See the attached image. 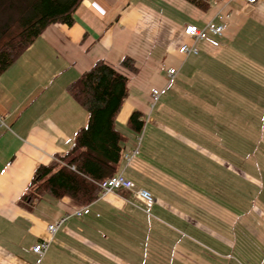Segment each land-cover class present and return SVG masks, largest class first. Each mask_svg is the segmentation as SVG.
I'll use <instances>...</instances> for the list:
<instances>
[{
	"label": "crops",
	"instance_id": "crops-1",
	"mask_svg": "<svg viewBox=\"0 0 264 264\" xmlns=\"http://www.w3.org/2000/svg\"><path fill=\"white\" fill-rule=\"evenodd\" d=\"M210 21L224 24L220 43L180 52L194 42L185 25ZM125 57L136 72L120 65ZM100 60L128 77L116 175L151 191L154 205L143 209L126 189L100 194L80 216L68 196L22 200L36 169L87 125L68 87ZM0 111V264H261L264 0H211L208 10L187 0H82L72 25L50 24L0 75ZM134 111L140 131L129 124ZM67 215L52 236L48 225ZM42 241L51 244L40 258Z\"/></svg>",
	"mask_w": 264,
	"mask_h": 264
},
{
	"label": "trees",
	"instance_id": "trees-1",
	"mask_svg": "<svg viewBox=\"0 0 264 264\" xmlns=\"http://www.w3.org/2000/svg\"><path fill=\"white\" fill-rule=\"evenodd\" d=\"M208 10L211 0H187ZM82 0H0V75L54 23H74ZM120 65L136 72L131 57ZM88 111L89 120L74 137L71 148L47 165L39 166L22 196L33 203L44 197L72 198L89 205L101 194L100 182L117 174L124 156L126 137L116 127V117L128 96V77L118 68L100 60L68 87ZM142 113L134 111L129 124L140 131Z\"/></svg>",
	"mask_w": 264,
	"mask_h": 264
},
{
	"label": "built area",
	"instance_id": "built-area-1",
	"mask_svg": "<svg viewBox=\"0 0 264 264\" xmlns=\"http://www.w3.org/2000/svg\"><path fill=\"white\" fill-rule=\"evenodd\" d=\"M248 3H256L257 0H243ZM184 33L190 36L193 39V44H183L180 46L179 50L182 53L191 54L198 53L199 49L197 43L201 40L208 41L212 44H219L220 37L224 33V24L216 23L214 21L208 22L204 27H199L195 24H187L184 27ZM170 75L176 73V69L172 68L169 70ZM160 91L158 89H154L153 91V101L156 103L159 99ZM2 119V113L0 111V121ZM139 153L138 148L131 150L129 153L125 154V159L130 161V159ZM101 187V195L113 192L120 189H126L132 192L133 199L136 203H138L143 209L149 210L152 208L155 202V197L151 191L144 187H140L135 185V183L128 177L123 176L122 174L114 175L109 177L102 182H100ZM90 208L89 205H84L78 209H76L72 215L80 216L83 214L89 213ZM69 215H67L64 219L56 221L48 225V231L53 235L56 234L60 225L63 223L65 219H67ZM50 241H42L34 245L33 252L36 253L40 258H42L48 249L50 248Z\"/></svg>",
	"mask_w": 264,
	"mask_h": 264
},
{
	"label": "rangeland",
	"instance_id": "rangeland-1",
	"mask_svg": "<svg viewBox=\"0 0 264 264\" xmlns=\"http://www.w3.org/2000/svg\"><path fill=\"white\" fill-rule=\"evenodd\" d=\"M261 252H263V258L260 259V260H261L260 263H261V264H264V251L261 250ZM244 262H245V261H244Z\"/></svg>",
	"mask_w": 264,
	"mask_h": 264
}]
</instances>
